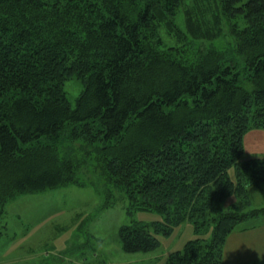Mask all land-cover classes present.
<instances>
[{"label": "trees", "instance_id": "1", "mask_svg": "<svg viewBox=\"0 0 264 264\" xmlns=\"http://www.w3.org/2000/svg\"><path fill=\"white\" fill-rule=\"evenodd\" d=\"M224 36L229 48L210 46ZM252 128H264V0H0V215L86 169L129 211L164 217L121 227L123 252L153 253L190 221L212 236L162 264H222L228 237L264 216L244 210L250 187L264 191V158L241 160Z\"/></svg>", "mask_w": 264, "mask_h": 264}, {"label": "rangeland", "instance_id": "2", "mask_svg": "<svg viewBox=\"0 0 264 264\" xmlns=\"http://www.w3.org/2000/svg\"><path fill=\"white\" fill-rule=\"evenodd\" d=\"M230 43V37L224 36L210 46L227 49ZM65 89L75 109L83 85L71 79ZM243 144L242 161L264 158V128L248 130ZM230 175L235 179V167L230 169ZM79 178L81 184L23 193L6 203L0 215V264H162L172 252L183 251L189 241L212 236L211 228L199 233L192 222L186 221L168 236L157 234V251L127 254L119 243L120 228L134 222L163 221V215L129 211L122 191L109 187L86 169ZM237 201L238 197L231 195L223 206L231 209ZM245 203V211L263 208L264 191L250 187L249 203ZM263 219L264 216L247 220L235 232L245 231ZM250 263L264 264V258Z\"/></svg>", "mask_w": 264, "mask_h": 264}, {"label": "crops", "instance_id": "3", "mask_svg": "<svg viewBox=\"0 0 264 264\" xmlns=\"http://www.w3.org/2000/svg\"><path fill=\"white\" fill-rule=\"evenodd\" d=\"M257 225L233 232L224 247L222 264H248L264 258V219Z\"/></svg>", "mask_w": 264, "mask_h": 264}]
</instances>
